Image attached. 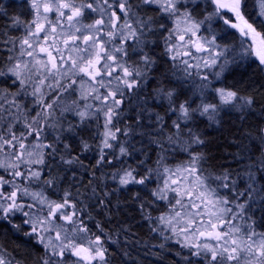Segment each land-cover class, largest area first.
Masks as SVG:
<instances>
[{"label": "snow or ice", "instance_id": "obj_1", "mask_svg": "<svg viewBox=\"0 0 264 264\" xmlns=\"http://www.w3.org/2000/svg\"><path fill=\"white\" fill-rule=\"evenodd\" d=\"M5 20L0 264H264V83L239 87L264 0H0ZM226 116L217 165L201 125Z\"/></svg>", "mask_w": 264, "mask_h": 264}, {"label": "trees", "instance_id": "obj_2", "mask_svg": "<svg viewBox=\"0 0 264 264\" xmlns=\"http://www.w3.org/2000/svg\"><path fill=\"white\" fill-rule=\"evenodd\" d=\"M5 3H10L11 0H4ZM16 4H19L20 1L15 0ZM253 0H249V10L252 9ZM20 9L18 7L9 8V12H19ZM0 23H7V21H0ZM159 52V49L157 50ZM234 79H239V75L237 74L236 77H229L228 83H233ZM253 80H259L260 82L264 83V72H259L256 68V65L253 64L250 68L247 69L242 82L240 83L239 87L244 88L249 82ZM251 92H254L255 89H250ZM225 122L222 125H207L203 124L201 125V131L206 133V139L209 142V154L214 157L212 163L214 164H228L231 162V157L227 161L221 160L220 157L226 156L229 152L235 153L237 150L235 147H230L229 145L232 142V134L234 129H232L231 125L233 123L232 117H224ZM91 155V154H90ZM86 182V181H85ZM126 193L120 194L121 197V204H128L129 202L126 199ZM113 203H116L115 198L113 199ZM126 212L130 211L129 209H124ZM131 214L135 215L136 213L134 211L131 212ZM93 215H96L95 212H93ZM139 217L137 216V220ZM103 220V214L96 216L95 221H90V226H92V230L95 231L94 224L96 222ZM109 227H114V225H110ZM137 233L141 235L143 238H146V232L147 227L146 225L142 228L136 229ZM121 241H123V237H121ZM0 245H4L6 250H11L13 247L16 246V241L11 233L6 232L4 229L0 228ZM113 248L116 246L113 245ZM133 256H135V253H133ZM114 264H120V260L117 257L114 260Z\"/></svg>", "mask_w": 264, "mask_h": 264}, {"label": "rangeland", "instance_id": "obj_3", "mask_svg": "<svg viewBox=\"0 0 264 264\" xmlns=\"http://www.w3.org/2000/svg\"><path fill=\"white\" fill-rule=\"evenodd\" d=\"M18 1H20V0H18Z\"/></svg>", "mask_w": 264, "mask_h": 264}]
</instances>
